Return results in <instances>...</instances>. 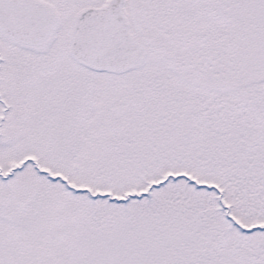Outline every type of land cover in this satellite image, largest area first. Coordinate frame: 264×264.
<instances>
[{
    "label": "snow or ice",
    "instance_id": "6c2138e0",
    "mask_svg": "<svg viewBox=\"0 0 264 264\" xmlns=\"http://www.w3.org/2000/svg\"><path fill=\"white\" fill-rule=\"evenodd\" d=\"M0 264H264V0H0Z\"/></svg>",
    "mask_w": 264,
    "mask_h": 264
}]
</instances>
